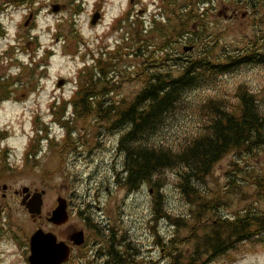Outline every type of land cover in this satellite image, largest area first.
<instances>
[{
  "label": "flooded vegetation",
  "instance_id": "obj_1",
  "mask_svg": "<svg viewBox=\"0 0 264 264\" xmlns=\"http://www.w3.org/2000/svg\"><path fill=\"white\" fill-rule=\"evenodd\" d=\"M113 2L114 0H0V112L5 105L17 104V100L27 99V88L33 87V94L44 92L47 73L56 57L75 63L78 72L74 86H71V95L59 93L71 81H66L64 86V80L59 81L50 90L46 108L52 119H87L91 124L89 136L96 133L98 144L82 143L80 128L71 126L69 137L67 131L65 133V138L70 143L66 142L56 150L65 148L66 152L76 155L86 149L88 156L84 160L92 161L97 166H105L106 158H109L108 163L113 170L110 181H107L106 176L101 179L87 178L92 182L113 184L112 191H109V187H104L105 192L100 193L99 189L95 192L93 200L97 202L90 203L88 196L80 197L76 192H65L64 195L56 194L47 210L43 211L41 207V213L34 216L25 205L40 191L28 187L14 189L2 184L0 246H9V256L1 257L4 250L0 248V264H30V237L38 230L51 233L56 242L65 245L69 256L63 264H138L136 259L143 260L144 251L137 248L127 236L128 230L120 234L116 229V221L112 218V214L116 212V152L120 155L116 151V130L96 129L95 124L89 120L98 115L87 111L89 104L116 102V96L76 94L81 67L84 66L81 70L85 71L86 76L87 69L96 64L95 58L106 54L103 47L92 48L93 40L89 43L87 34L88 31L95 32L104 23L107 9ZM120 6L121 28L126 32L122 54L127 52L122 59L128 55L132 61L123 65L128 60H121L119 67L123 68L122 72L132 75L131 80L136 78L138 34L148 42L146 53L150 59L145 66L148 71L160 64L158 60L166 52L173 55L166 66L171 65L170 69L175 72L181 69L180 66L188 58L208 55L223 71L214 77V83L221 77L242 75L245 70L253 72L255 67L264 68V0H124V4ZM147 6L151 9L148 10ZM82 15H86L85 22L81 21ZM94 16L98 20L92 24ZM111 21L110 29L115 30L116 18ZM82 24L85 25L86 35ZM170 33L172 42H162ZM227 34L242 35L243 46L230 49L223 42ZM93 39L97 41L101 37ZM125 81L127 80L120 79L116 84L120 87ZM59 83H62L61 88ZM133 97L129 96L127 100ZM207 99L218 101L219 109L223 110L210 113L211 130L224 129L228 136L227 153L219 158L217 164L231 157L232 162L227 160L228 167H253L250 159L264 153V89H252L247 82L240 83L230 99L221 97L215 91ZM38 102L41 104V101ZM41 105L36 107L37 111L32 119L49 118L43 113ZM93 107L95 106H91ZM201 122L205 124V120ZM203 125L199 124L200 128ZM74 136L77 138L73 139ZM10 138L7 129L0 128V182L4 181L6 172L12 167L11 162H17L9 155L13 150L9 144ZM218 143H221L220 138L217 139ZM50 150L52 151L51 148ZM40 152L41 149L37 154ZM76 156L83 157L82 153ZM96 158L100 161L96 162ZM144 187L143 184L138 191L126 192V195L139 194ZM23 188L29 190L23 192ZM68 189L65 186V191ZM43 198L44 195L42 206ZM60 200L65 202L68 219L64 224L57 225L49 219ZM15 210H21L35 225L34 232L25 240L21 239L25 235L12 217ZM94 212L100 214V217ZM73 217L82 226L71 225ZM153 221L157 225L159 219L149 221V233L152 236ZM77 236L82 239L80 243H77ZM155 246L159 248L157 244ZM160 252H163L162 248ZM18 255L23 256V260L16 258ZM144 257L146 260L139 261L140 264H159L165 258L161 256L154 260L150 252Z\"/></svg>",
  "mask_w": 264,
  "mask_h": 264
},
{
  "label": "trees",
  "instance_id": "obj_2",
  "mask_svg": "<svg viewBox=\"0 0 264 264\" xmlns=\"http://www.w3.org/2000/svg\"><path fill=\"white\" fill-rule=\"evenodd\" d=\"M171 36L170 33L162 42L170 44ZM136 42L134 76L141 83V88L131 100L120 99L117 95L120 87L116 82L129 80L132 76L119 67L124 51L119 45L111 51L104 50L105 55L96 57V64L87 69L86 76L84 70L79 71L76 94L116 96V102L89 104L87 111L98 115L89 120L96 129L106 131L110 128L118 133L116 150L123 160L116 177L121 189L136 192L144 184L154 191L162 185L165 171L175 172L174 186L187 206L185 213L173 215L165 212L164 200L159 195L154 196L151 202L155 221L165 219L174 229L168 236L161 237L156 224L153 225L155 243L167 252L165 260L169 259V264H208L219 256L236 251L242 243L259 237L264 239V212L246 208L222 215L221 207L228 206L223 202L225 196L218 192L209 194L202 189L205 178L228 150L225 130H211L210 127V113L223 111L219 109L218 101L202 100L191 107L194 116L201 114L202 120H205L199 131L183 133L173 142L158 138L175 111L189 110L185 105L187 94L203 86H211L214 77L223 72L222 68L204 55L188 58L175 72L170 69L171 65L166 66L173 56L166 52L160 56V64L148 71L145 67L150 59L146 53L148 42L140 34L136 36ZM93 105L95 107L91 108ZM57 122L63 125L69 137V121ZM37 133L43 138L50 136L48 127L43 125ZM219 138L221 143L217 144ZM39 140L36 138L32 142L34 145L31 143L28 147L25 163L30 155L34 157L40 151ZM53 141L47 142L52 144ZM258 185L264 190V181Z\"/></svg>",
  "mask_w": 264,
  "mask_h": 264
},
{
  "label": "rangeland",
  "instance_id": "obj_3",
  "mask_svg": "<svg viewBox=\"0 0 264 264\" xmlns=\"http://www.w3.org/2000/svg\"><path fill=\"white\" fill-rule=\"evenodd\" d=\"M146 1V0H145ZM120 4H124V0H114L107 9V14L104 23L95 32H90L84 29L85 25L82 24L83 33L89 35V43L93 40V47H103L105 50L110 51L117 46L115 41L119 39L120 32L111 31L109 24L111 20L117 19L122 13V8ZM148 10L151 9L147 6ZM81 21L85 22L86 15H82ZM101 37L97 41L93 38ZM242 35L240 34H227L223 38V42L230 49H235L236 47H242ZM127 53V52H124ZM123 53V54H124ZM122 54V56H123ZM124 60H128L123 65H128L130 61L128 55H126ZM123 69V68H122ZM78 72V67L75 63L65 62L63 59L56 57L53 61L52 67L47 73V81H45V91L39 93H31L34 91L32 88L25 89V93H29V97L23 100H17V104H8L0 112V128H6L10 135L9 144L13 148L10 151L11 159H14L16 164L11 162V166L5 174L2 184L11 186L12 188L28 187L37 191L44 192L43 198V211L47 210V206L52 203L56 194L64 195L65 192H76V195L88 196L90 203L97 202L93 200L95 192L99 189V192L104 191V187H109V191L113 190V184L111 182H92L88 181L87 178H107L110 181L112 176V167L109 165V158H106L105 166H97L94 162L84 160L88 156L86 149L79 150L83 157L78 154H71L66 152L65 148L56 150L61 147L62 144L68 142L65 138V130H58L53 127L51 136H56V140L52 144L44 141L40 144L41 152L36 154L34 157L30 155L28 161H24V153L30 144L36 140L35 133L40 130V125L43 124L49 126L53 120L48 114L46 100L51 95L50 90L55 87V84L61 80H64V85L66 81H71L70 85L65 86L59 93H64L65 95H71L72 88L74 84L75 77ZM132 77V76H131ZM252 77V79H251ZM58 79V80H57ZM127 80V79H126ZM253 80V81H252ZM248 83L252 89H264V68L255 67L254 71L245 70L244 74L237 76H225L217 79L216 82H212V86H203L200 89L190 92L187 94L185 100V105L188 109L175 111L174 116H170L168 119L167 127L164 128L159 133V137L164 141L173 142L176 138L180 137L183 133L188 131H193L201 129L199 126L203 125L201 120L203 119L201 114H196L194 116L191 112V107L197 105L201 100L207 99L215 91L220 94L221 97H226L230 99L235 92L238 84ZM61 88V87H60ZM141 88V83L136 79L131 78L124 82L120 86V91L117 93L118 97L128 98L129 96H134L138 90ZM57 93V92H56ZM27 95V94H26ZM214 96V95H213ZM41 101L40 102L38 101ZM42 108L43 113L47 114V119L37 120L32 119L36 114L37 108ZM46 108V109H45ZM69 127L76 126L80 128L79 135L83 139L82 143L91 144L96 142V133L90 137L91 134L89 125L90 122L81 121L80 119L69 120ZM107 134V133H106ZM118 133L116 132V135ZM64 135V136H63ZM30 136L32 138H30ZM77 137L74 136L73 139ZM48 139L50 137L48 136ZM30 141V142H29ZM68 142L67 144H69ZM34 145V143H32ZM117 145V141H116ZM52 149V151L50 150ZM89 148V147H87ZM117 149V148H116ZM123 158L117 155L116 152V174L121 168ZM228 161H231V157H228ZM222 161L216 164L209 176L205 178V182L202 189L206 193H215L225 196L223 202H226L228 206H222V215H230L238 210H244L246 208H253L254 211L264 212V190L259 188L258 183L264 181V153L258 157H253L250 159V164L253 167L250 168H231L228 167V162ZM100 161L96 158V162ZM175 172L172 170L165 171L164 181L158 189H154L151 193L149 192V187L143 188L142 192L134 195H126V190L121 189L118 184L116 177V212L112 214V218L116 221V229L123 234L125 230H128L127 236L134 242V244L140 250L144 251L145 255H152L153 259L161 258V256H166L167 252H160V248H164L158 243L154 242V237L149 233L150 220L154 219L152 212L151 202L154 196H160L163 199V209L165 212H169L173 215H182L187 210V206L183 199L180 197L176 188L174 186ZM91 183V184H90ZM65 186L69 189L65 191ZM105 192V191H104ZM107 194V192H106ZM108 197V194H107ZM15 209V207H13ZM94 214L99 218L100 214ZM12 217L16 224L22 230L25 236H21V239L25 240L28 238L35 230V225L30 222V219L21 210L13 211ZM116 218V219H115ZM71 225L82 226L81 222L73 217ZM152 222V226L154 225ZM156 230L160 233L161 237L168 236L174 229L169 226V223L163 219L158 221L156 225ZM262 241V242H261ZM155 244L159 246L156 248ZM6 244H2L0 248L4 250L1 257H8L9 252ZM144 248H151L146 250ZM229 255H222L218 258L213 259L209 264H264V239L260 237L249 242L242 243L238 246L236 251H231ZM144 255V256H145ZM19 256V257H18ZM20 261L23 260V256L18 255ZM136 259L137 263L139 261H145ZM156 258V259H155ZM159 264H169L168 261L164 260Z\"/></svg>",
  "mask_w": 264,
  "mask_h": 264
},
{
  "label": "water",
  "instance_id": "obj_4",
  "mask_svg": "<svg viewBox=\"0 0 264 264\" xmlns=\"http://www.w3.org/2000/svg\"><path fill=\"white\" fill-rule=\"evenodd\" d=\"M98 20L94 16L92 24ZM61 85V83H60ZM28 188H23L22 191H28ZM44 192H36L32 200L25 205L28 212L34 216L41 213L42 196ZM68 219L66 206L64 201H59L57 208L52 212L50 222L60 225L64 224ZM77 243L82 241L80 236H77ZM69 253L63 243L56 242L55 237L51 233H45L41 230L36 231L30 237V256L28 261L30 264H63L67 261Z\"/></svg>",
  "mask_w": 264,
  "mask_h": 264
}]
</instances>
